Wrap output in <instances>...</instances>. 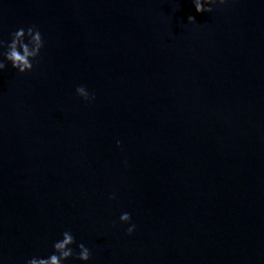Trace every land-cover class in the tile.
Returning a JSON list of instances; mask_svg holds the SVG:
<instances>
[{"label":"water","instance_id":"95a60500","mask_svg":"<svg viewBox=\"0 0 264 264\" xmlns=\"http://www.w3.org/2000/svg\"><path fill=\"white\" fill-rule=\"evenodd\" d=\"M211 7L0 0L44 40L0 71V264H264V0Z\"/></svg>","mask_w":264,"mask_h":264},{"label":"clouds","instance_id":"9594fccd","mask_svg":"<svg viewBox=\"0 0 264 264\" xmlns=\"http://www.w3.org/2000/svg\"><path fill=\"white\" fill-rule=\"evenodd\" d=\"M227 0H193L195 9L198 13H210L213 8L212 5L217 3L224 4ZM207 5V6H206ZM189 22H194L195 18L188 17ZM27 39V42H26ZM44 47V40L40 31L35 27H28L27 29L20 28L11 34L10 42L0 40V49H6V51H0V71L6 69L7 65L4 60L11 64V67L17 70L20 74L31 72L34 68L33 61H36L40 56L41 50ZM78 96L82 97L85 101L95 100V96L89 94L85 86H78L76 88ZM119 141L117 145L119 146ZM115 199V197H111ZM122 223H129L131 221V215L129 213H123L120 216ZM135 231V225L132 224L127 229V234L131 235ZM62 239L56 241L53 244V254L48 258H32L27 264H64L65 261L71 258L79 259L80 261L87 262L91 258L90 250L85 247L83 243L77 245L79 249L78 254L74 251L73 245L76 244L75 237L70 231H65L62 234Z\"/></svg>","mask_w":264,"mask_h":264}]
</instances>
